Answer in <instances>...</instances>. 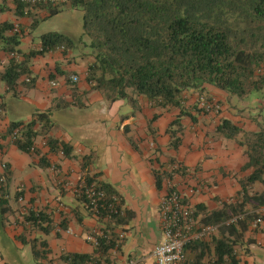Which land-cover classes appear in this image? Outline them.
Segmentation results:
<instances>
[{
	"label": "crops",
	"instance_id": "1",
	"mask_svg": "<svg viewBox=\"0 0 264 264\" xmlns=\"http://www.w3.org/2000/svg\"><path fill=\"white\" fill-rule=\"evenodd\" d=\"M28 13L25 10L22 17L18 16L14 0H0V24L19 25L24 30L18 47L21 55L39 50L40 37L49 33L38 31L44 21H34L36 12ZM44 14L39 13L40 18ZM10 61L9 55L0 51V172L2 163L8 166L5 190L0 191V264H63L64 254L95 255L94 245L88 239L108 223L101 224L78 201L84 175L112 185L122 197L123 208L134 214L123 230L115 229L116 234L122 233L124 237L116 240L115 248L104 258L96 255L98 262L155 264L153 252L163 239L159 205L170 186L174 184L194 210L202 207L198 209L204 211L197 219L199 223L206 214L221 209L222 203L235 201L241 191L240 181L253 173V169L243 170L248 163L245 148L215 134L221 119L231 120L245 131L257 132L251 121L243 119L238 123L222 112L215 125L203 126L196 121L195 111L179 118L180 112L155 110L142 97L139 109L125 101L105 106L103 96L96 92L81 98V103L104 107L96 111L92 120L88 111L72 105L74 96L66 83L69 75L77 76L78 89L89 92L85 78L94 61L92 57L63 49L37 56L28 65L35 88L27 89L21 78L15 93L2 80ZM206 91L218 101L226 100L213 87H206ZM50 109L55 113L51 136L73 147L72 159L60 152L51 153L43 137L35 142L41 154L28 155L19 151L7 136L12 124L28 122L36 111ZM178 118L177 128L172 124ZM173 135L179 138L176 148L171 146ZM43 155L49 167L40 166ZM175 163L186 172H176ZM253 190L262 192L264 186L256 183ZM29 211L46 213L52 229L45 233L43 228L47 224L43 227L28 222ZM249 214H257L262 220L248 226L246 245L239 249L238 258L241 264H264V207L251 208ZM210 239L188 247V264L197 259L199 264H214L215 251Z\"/></svg>",
	"mask_w": 264,
	"mask_h": 264
},
{
	"label": "trees",
	"instance_id": "2",
	"mask_svg": "<svg viewBox=\"0 0 264 264\" xmlns=\"http://www.w3.org/2000/svg\"><path fill=\"white\" fill-rule=\"evenodd\" d=\"M14 4L18 16L22 17L25 10L30 15L36 12V23L51 19L66 8L80 10L82 34L72 37L57 32L46 33L40 37L39 50L21 55L18 47L24 30L18 25L19 32H15V25L0 24V51L9 55L11 60L2 80L10 92H16L21 78H24L22 84L27 89H34L35 79L28 69L31 60L63 49L64 52L70 50L93 58L85 81L90 87L89 92L102 93L105 106L125 101L132 108L139 109V98L142 97L155 110H179V118L191 116L185 106L186 94L205 92L206 87H213L230 98L254 97L264 101V0H76L57 5L42 2L34 7L22 0H14ZM41 12H45V17L40 18ZM66 83L74 96L72 105L86 112L81 98L89 92L76 88L79 81L73 82L70 75ZM200 95L201 106L203 95ZM206 100L213 107L211 113L219 116L223 102L212 96ZM258 108L253 111L257 112L255 115H249L250 121L258 128L257 132L245 131L228 119H221L216 125L217 136L234 140L245 148L248 163L243 170L253 169V173L240 181L241 191L235 201L222 203L221 209L200 220L201 226H216L214 234L217 235L211 234L189 243L185 253L192 244L202 245L210 237L215 251L214 264H241L238 251L246 245L245 232L252 222L261 219L257 214H249L250 209L264 207V190H253L256 183L264 186V104ZM54 117L53 109L36 111L30 121L12 124L7 136L19 151L28 155L41 154L35 142L38 137H43L51 153L60 152L72 159L73 147L51 136ZM179 118L173 126H180ZM172 137L171 146L176 148L179 138ZM40 166H50L44 155ZM86 166L85 162L83 169ZM175 166L178 168L176 172H186L181 164L175 163ZM7 175L6 164V170L0 172L2 192ZM2 178L5 180L1 181ZM161 184L159 176V189ZM90 187L105 193L98 209L92 206L86 195ZM77 197L90 215L101 224H108L98 232L102 236L91 235L97 238V245L91 242L95 255L64 254L61 261L63 264H100L96 255L104 258L115 248L116 240L122 235L116 234L115 229L123 230L134 214L123 208L122 197L112 185L100 183L94 176H83ZM198 209L202 207L193 209L195 219L204 212ZM26 220L32 225L47 224L46 228L42 227L45 233L52 229L49 216L44 212L29 211ZM199 262L197 259L194 264Z\"/></svg>",
	"mask_w": 264,
	"mask_h": 264
},
{
	"label": "built area",
	"instance_id": "3",
	"mask_svg": "<svg viewBox=\"0 0 264 264\" xmlns=\"http://www.w3.org/2000/svg\"><path fill=\"white\" fill-rule=\"evenodd\" d=\"M73 1L76 0H22V2L28 3L32 7L42 2H49L57 5L71 3ZM14 31L19 32L18 25H15ZM12 56L15 55L13 54ZM71 80L77 83L79 78L77 76H72ZM52 85L55 86L56 84L53 83ZM200 102L202 108L211 113L213 108L212 105L207 103V100L203 97ZM216 109H218V107ZM14 135L16 136L17 133ZM1 169L2 171H5L6 164H2ZM176 169L178 168L175 166V170ZM4 180L5 178L1 179V181ZM86 195L88 199L91 200V204L95 209L102 206V204L99 205V203H102L105 198L104 192L99 191L94 187H90L87 189ZM193 212V207L187 201V197L170 186L167 194L159 205L163 239L153 252L155 264H186V246L193 241L203 239L216 232V226H199ZM260 222L261 219H257L256 223ZM96 234L102 236V233ZM123 237V235H120V238ZM88 240L94 245H97V238L90 236Z\"/></svg>",
	"mask_w": 264,
	"mask_h": 264
},
{
	"label": "rangeland",
	"instance_id": "4",
	"mask_svg": "<svg viewBox=\"0 0 264 264\" xmlns=\"http://www.w3.org/2000/svg\"><path fill=\"white\" fill-rule=\"evenodd\" d=\"M40 32H57V33H62V34H67L72 37H78L82 34V12L80 10L76 9H71V8H66L62 12H60L57 16L48 19L44 21L40 28L38 29ZM82 48V45H80ZM82 55L81 53H78ZM79 83H77L76 88L79 87ZM96 92L98 95H102V93L97 92V91H92L89 92L90 94H93ZM88 93V94H89ZM200 94L203 95L205 100L207 97L212 96L210 95L207 91L205 92H188L186 94L187 96V102L185 103V106L187 109L190 111H195L198 113L197 117H202L201 119L196 117V121L199 122V124L203 126H208V125H215L217 121L218 116L217 113H208L206 114L205 111L202 109V106H200L199 103V96ZM224 94V93H223ZM226 100L223 101L221 104V111L223 113H228L230 114L233 118L237 119L238 123H241L243 119H246L250 121L249 115H255L253 111L256 110L258 111V107L260 104H264V101L262 100H256L254 97H250L247 99H240L237 97H229L226 94H224ZM215 98L214 96H212ZM222 101V100H220ZM88 104V106H86ZM86 107V111L91 115V119L93 120L96 118L97 114L96 111L100 110V107L104 109L101 105H97L95 103L87 102L84 103ZM262 106V105H261ZM171 111H178L179 110H171ZM252 123V122H251ZM255 125V123H253ZM179 125H177L178 128ZM256 126V125H255ZM174 186V184H173ZM175 190L179 191L176 186L173 187ZM180 192V191H179Z\"/></svg>",
	"mask_w": 264,
	"mask_h": 264
}]
</instances>
